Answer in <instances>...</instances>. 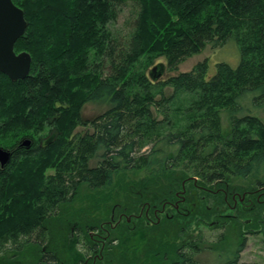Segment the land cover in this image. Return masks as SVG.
I'll return each instance as SVG.
<instances>
[{"label":"trees","instance_id":"obj_1","mask_svg":"<svg viewBox=\"0 0 264 264\" xmlns=\"http://www.w3.org/2000/svg\"><path fill=\"white\" fill-rule=\"evenodd\" d=\"M12 1L28 24L15 52L32 63L24 80L0 73V149L11 152L0 165V262L201 264L214 250L220 264H240L246 232L264 235V125L250 115L264 109V0ZM235 43V67L212 72L206 60L166 80L147 72L156 58L175 71L209 44ZM183 93L195 98L178 127ZM93 102L110 107L84 123ZM83 197L91 203L76 205ZM103 208L113 210L94 215ZM72 225L76 243L97 251L88 261L57 251ZM230 227L238 240L213 237ZM92 233L107 237L97 249Z\"/></svg>","mask_w":264,"mask_h":264},{"label":"rangeland","instance_id":"obj_2","mask_svg":"<svg viewBox=\"0 0 264 264\" xmlns=\"http://www.w3.org/2000/svg\"><path fill=\"white\" fill-rule=\"evenodd\" d=\"M128 12V10H127ZM128 16V13H126L125 16L121 17L119 20V25L122 26L126 20V17ZM21 54V53H19ZM17 54V55H19ZM156 62L150 66V68L147 69V72L150 73L154 68L158 67L159 65H165L164 67V71L162 73V76L158 79H162V80H166L171 76H177L181 73H186V72H190L193 70V68L198 65L199 63H202L204 61H208L211 67L212 72L215 70L216 65L219 63H227L233 67L237 66L238 63L240 62V50L239 47L237 46V44L235 43V45L230 44L228 46L225 47H217L215 48L213 45L209 44L207 45V47L200 53L197 55H194L190 58H188L186 61H184L182 64H180L177 68V70L175 71H170L169 68H166V60L163 58H156ZM145 61H147V59H144ZM151 63V62H150ZM211 72V74H213ZM160 71L158 70V75H159ZM157 75V74H156ZM4 89V87H2V90ZM5 90V89H4ZM3 90V92H4ZM195 97L192 95H188L187 93H183L179 96V98H177V105H176V116H175V120H174V125L178 126V127H184L187 123V117L189 115V113H182L186 112L187 110H190L191 108V103L193 102V99ZM109 104L108 103H87L85 104L82 109H81V119L82 121L85 123L87 121L93 120L96 117L102 115L107 109H109ZM243 108H244V112L243 113H247L248 111H250V109L252 108V106H250L249 103H247V101L243 102ZM241 113L239 116H242ZM186 114V115H185ZM222 119H221V130L224 136H231L233 133V127L234 124L231 122L230 118L228 117L227 113H223L222 114ZM251 116H256L261 120V123L264 125V109H253L251 111ZM190 116V115H189ZM191 123H189L190 125ZM250 124L247 123H239L240 129H245V128H249ZM236 126V125H235ZM84 126L81 127V125H79L76 130L77 132L83 130ZM84 131H86L84 129ZM25 141H29L31 145V143H33V141L30 139H23L20 142V146L23 147H27L26 145H24ZM32 141V142H31ZM29 146L27 148H29ZM19 147V146H18ZM150 148V147H149ZM149 148L145 149V151L143 150V153L146 152L147 150L149 151ZM7 151V150H6ZM48 173H52V171H48ZM264 174V173H263ZM142 171L137 172L135 175V178H138L139 176H142ZM85 196V195H84ZM84 200L79 201L78 203H76V205H80L82 203L85 202V204L91 203L89 201L86 200V198L83 197ZM119 204V203H117ZM112 208V207H111ZM108 208H103L100 211H95L94 215L97 216L98 218H102L104 216H109V211ZM226 217H224V220H229V218H231V213L228 212L225 213ZM194 228V225L192 227V229ZM201 230L203 232H205V234L209 235L208 233L211 231H209L207 228H202L200 227ZM246 227H244L243 229H245ZM225 233L229 236H232L234 238V240H238L239 239V233L242 232L241 229H236V228H227L226 230L222 231L220 229L217 230H213V237L215 239H217L219 237V235L221 233ZM57 232L56 230V235L55 237H59L60 234ZM247 233V232H246ZM76 226L72 225L70 226V228L68 229V231H66V234L64 235L62 241H59L58 244H56V246H58L57 251L60 254V257L62 258H68L71 261L76 262L78 259V253H82L84 254V244L81 242L79 245L78 243H76ZM106 237V236H104ZM246 237V236H245ZM107 238V237H106ZM247 238V237H246ZM215 239H213L212 242L215 241ZM248 240V245L244 251V253L241 255L240 257V264H264V235H260L258 237L255 238H247ZM211 243V241L209 242V244ZM203 247V246H200ZM214 250L210 251V250H203L201 252V254L198 256V259L200 261L201 264H220V259L218 258V255L213 252ZM8 264H12V262H7ZM5 263V264H7Z\"/></svg>","mask_w":264,"mask_h":264},{"label":"water","instance_id":"obj_3","mask_svg":"<svg viewBox=\"0 0 264 264\" xmlns=\"http://www.w3.org/2000/svg\"><path fill=\"white\" fill-rule=\"evenodd\" d=\"M28 24L23 11L12 0H0V73L13 82L26 79L31 71L32 59L29 54L15 52L17 41L25 35ZM164 65H159L150 72L153 80L162 76ZM160 71L159 75H154ZM25 141L24 145L29 146ZM11 159V152L0 149V165L5 167Z\"/></svg>","mask_w":264,"mask_h":264},{"label":"flooded vegetation","instance_id":"obj_4","mask_svg":"<svg viewBox=\"0 0 264 264\" xmlns=\"http://www.w3.org/2000/svg\"><path fill=\"white\" fill-rule=\"evenodd\" d=\"M246 207V206H245ZM249 208H244V210L246 211V210H248ZM248 224L250 223V220H247L246 221ZM254 233H255V231H251V230H249V231H247V233H246V237L247 238H255V237H258V236H260L259 234L258 235H254ZM93 235V236H92ZM92 239H93V248L96 246V248L95 249H97L98 248V245H99V242H101V243H104V240L106 239V237H104V236H100V240H98V238H96L98 235L97 234H95V233H92ZM247 238H246V244H245V249H246V247H247V245H248V240H247ZM84 246V254H90V256L87 258V261L91 258V255L92 254H94L95 256L97 255L96 253H97V251L96 250H93V251H90V249H91V247H90V249H87V246L86 245H83ZM245 249H243L244 251H245ZM244 251H242V254L244 253ZM0 264H5L4 262L2 263V262H0ZM8 264V263H7ZM18 264H21L20 262H18Z\"/></svg>","mask_w":264,"mask_h":264}]
</instances>
